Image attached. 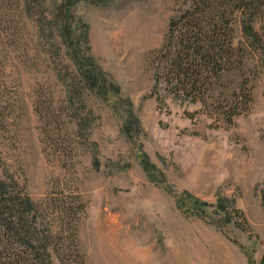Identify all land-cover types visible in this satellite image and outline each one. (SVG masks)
<instances>
[{"label":"rangeland","instance_id":"rangeland-1","mask_svg":"<svg viewBox=\"0 0 264 264\" xmlns=\"http://www.w3.org/2000/svg\"><path fill=\"white\" fill-rule=\"evenodd\" d=\"M9 1L0 180L38 206L36 228L73 223L88 264H264V0L231 12L245 60L205 104L152 63L184 0Z\"/></svg>","mask_w":264,"mask_h":264},{"label":"trees","instance_id":"trees-1","mask_svg":"<svg viewBox=\"0 0 264 264\" xmlns=\"http://www.w3.org/2000/svg\"><path fill=\"white\" fill-rule=\"evenodd\" d=\"M243 2L184 0L183 7L169 20L161 48L151 53L152 63L157 64L156 80L162 78L167 87L171 86L172 90L193 101L205 104L207 98L212 100L216 88L245 60V49L234 43L230 18L231 12L244 11ZM10 5L11 1L0 0V35L2 31L7 33L5 29L8 27L4 24L11 25L9 17L5 16V19L1 13ZM241 31L247 40L258 43L252 24H243ZM262 53L264 57V51ZM84 78L88 85H93L92 76L85 73ZM243 84L238 85L237 92L242 91ZM226 96L224 101L229 100ZM239 98L240 94L233 92L230 102L235 104ZM248 102H251L249 96ZM49 121L51 125V119ZM54 132L53 135L50 132L51 136L46 134V140L57 152L61 151V155V145L63 141H68L69 131L67 127L61 129L60 125ZM64 132L67 137L62 135ZM41 144L45 145L43 140ZM43 152L48 156L45 148ZM62 166H65L64 163ZM64 199L55 200V204L57 202L63 207V224L64 219L76 214L71 212ZM37 208L28 197L9 192L8 185L0 180V264H88L79 245L77 230L71 226L73 223L69 222L66 230L59 231L36 228ZM84 210L85 205L80 200L78 214L84 213Z\"/></svg>","mask_w":264,"mask_h":264},{"label":"crops","instance_id":"crops-1","mask_svg":"<svg viewBox=\"0 0 264 264\" xmlns=\"http://www.w3.org/2000/svg\"><path fill=\"white\" fill-rule=\"evenodd\" d=\"M193 264H201V259H197Z\"/></svg>","mask_w":264,"mask_h":264}]
</instances>
